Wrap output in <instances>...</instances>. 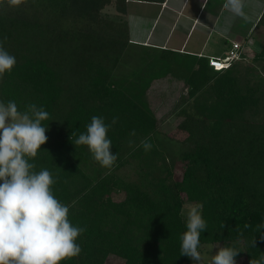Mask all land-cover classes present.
<instances>
[{
    "label": "trees",
    "instance_id": "obj_1",
    "mask_svg": "<svg viewBox=\"0 0 264 264\" xmlns=\"http://www.w3.org/2000/svg\"><path fill=\"white\" fill-rule=\"evenodd\" d=\"M133 1L165 2L0 0V40L7 36L4 47L17 61L0 78V101L49 112L48 140L32 162L53 174L73 224L87 227L81 254L61 264H106L110 256L194 264L180 255L179 236L185 205L197 203L207 222L201 247H234L236 264H250L264 253V12L253 31L261 49L217 71L210 58L133 45L126 20ZM130 48L150 59L121 77ZM168 75L185 85L174 112L178 155L160 147L165 120L149 103L155 81ZM94 115L108 124L118 117L108 132L118 155L111 169L74 144ZM144 138L148 152L139 147Z\"/></svg>",
    "mask_w": 264,
    "mask_h": 264
},
{
    "label": "clouds",
    "instance_id": "obj_2",
    "mask_svg": "<svg viewBox=\"0 0 264 264\" xmlns=\"http://www.w3.org/2000/svg\"><path fill=\"white\" fill-rule=\"evenodd\" d=\"M9 3L17 5L19 0ZM229 5L241 14V0H229ZM6 41L7 36L0 40V78L10 74L17 63L4 47ZM49 118V112L35 103L25 105L21 111L15 100L0 101V264H61L81 254L77 241L87 227L73 224L69 206L54 193L57 181L53 174L43 168L37 171L32 162L48 140L43 122ZM117 121L118 117H113L108 124L104 117L94 115L85 125L86 131L74 141L76 146H86L92 158L106 169L113 168L118 159L108 138L110 127ZM135 134L134 130L130 133ZM128 143L132 146L134 142ZM139 147L148 152L153 145L144 138ZM186 207V215L182 212L186 230L179 236L180 255L199 264L200 236L207 222L201 204ZM252 243L256 246L255 240ZM239 253L234 247L221 246L210 264H236ZM250 264H264V253L251 259Z\"/></svg>",
    "mask_w": 264,
    "mask_h": 264
},
{
    "label": "crops",
    "instance_id": "obj_3",
    "mask_svg": "<svg viewBox=\"0 0 264 264\" xmlns=\"http://www.w3.org/2000/svg\"><path fill=\"white\" fill-rule=\"evenodd\" d=\"M241 14L229 0L133 1L126 20L133 45L169 50L196 57H225L232 41L244 45L251 61L262 47L253 37L264 0H241Z\"/></svg>",
    "mask_w": 264,
    "mask_h": 264
},
{
    "label": "rangeland",
    "instance_id": "obj_4",
    "mask_svg": "<svg viewBox=\"0 0 264 264\" xmlns=\"http://www.w3.org/2000/svg\"><path fill=\"white\" fill-rule=\"evenodd\" d=\"M107 11H111L108 9ZM126 55V61L128 62L124 70L121 68L116 73L124 77L131 76L135 72H139L142 68L146 67L148 58L146 55H137L133 48L128 49ZM144 66V67H143ZM121 72H123L121 74ZM121 76V77H122ZM185 89L183 82L175 80L172 75H168L165 79L156 80L153 84V88L149 92V103L151 108L157 113L158 117L164 119V123L160 127V134H158V142L161 148H165L167 151L179 154L181 152V145L177 143L176 139L182 138V133L178 130V124L181 121L175 116V107L179 105L180 94ZM165 135L174 137L175 141H168L165 139ZM187 205H185L184 213L186 215ZM220 245H205L200 248L201 261L199 264H210L212 256L217 251ZM106 264H124V260L116 256H110ZM196 264V262H194Z\"/></svg>",
    "mask_w": 264,
    "mask_h": 264
},
{
    "label": "built area",
    "instance_id": "obj_5",
    "mask_svg": "<svg viewBox=\"0 0 264 264\" xmlns=\"http://www.w3.org/2000/svg\"><path fill=\"white\" fill-rule=\"evenodd\" d=\"M244 53V45L241 42L232 41L230 50L225 57H213L209 59V64L217 71L227 69L235 61L241 60Z\"/></svg>",
    "mask_w": 264,
    "mask_h": 264
}]
</instances>
